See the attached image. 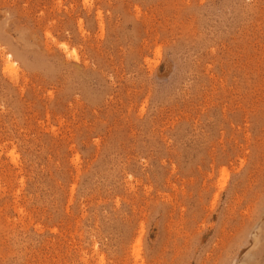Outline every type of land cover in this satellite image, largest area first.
<instances>
[{"label": "rangeland", "instance_id": "obj_1", "mask_svg": "<svg viewBox=\"0 0 264 264\" xmlns=\"http://www.w3.org/2000/svg\"><path fill=\"white\" fill-rule=\"evenodd\" d=\"M0 264H264V0H0Z\"/></svg>", "mask_w": 264, "mask_h": 264}, {"label": "bare ground", "instance_id": "obj_2", "mask_svg": "<svg viewBox=\"0 0 264 264\" xmlns=\"http://www.w3.org/2000/svg\"><path fill=\"white\" fill-rule=\"evenodd\" d=\"M8 66H9V67L11 66L10 63L8 64Z\"/></svg>", "mask_w": 264, "mask_h": 264}]
</instances>
